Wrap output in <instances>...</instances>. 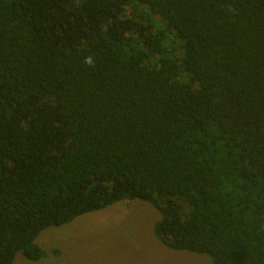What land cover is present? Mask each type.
Returning a JSON list of instances; mask_svg holds the SVG:
<instances>
[{"label": "trees", "instance_id": "1", "mask_svg": "<svg viewBox=\"0 0 264 264\" xmlns=\"http://www.w3.org/2000/svg\"><path fill=\"white\" fill-rule=\"evenodd\" d=\"M135 199L170 249L264 264V0H0V264Z\"/></svg>", "mask_w": 264, "mask_h": 264}, {"label": "rangeland", "instance_id": "2", "mask_svg": "<svg viewBox=\"0 0 264 264\" xmlns=\"http://www.w3.org/2000/svg\"><path fill=\"white\" fill-rule=\"evenodd\" d=\"M174 54L181 55L179 47ZM162 218L149 202L121 201L46 229L36 243L47 256L34 262L20 252L13 264H214L207 255L166 246L156 234Z\"/></svg>", "mask_w": 264, "mask_h": 264}, {"label": "clouds", "instance_id": "3", "mask_svg": "<svg viewBox=\"0 0 264 264\" xmlns=\"http://www.w3.org/2000/svg\"><path fill=\"white\" fill-rule=\"evenodd\" d=\"M85 63L88 64L89 66H93L95 61L93 56L89 55L85 58Z\"/></svg>", "mask_w": 264, "mask_h": 264}]
</instances>
